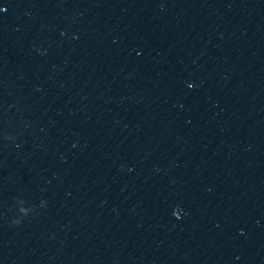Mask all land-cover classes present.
Returning a JSON list of instances; mask_svg holds the SVG:
<instances>
[{
    "label": "water",
    "instance_id": "1",
    "mask_svg": "<svg viewBox=\"0 0 264 264\" xmlns=\"http://www.w3.org/2000/svg\"><path fill=\"white\" fill-rule=\"evenodd\" d=\"M0 264H264V0H0Z\"/></svg>",
    "mask_w": 264,
    "mask_h": 264
}]
</instances>
